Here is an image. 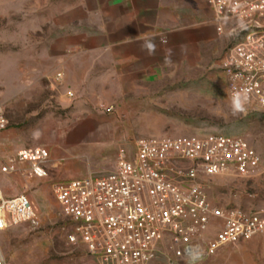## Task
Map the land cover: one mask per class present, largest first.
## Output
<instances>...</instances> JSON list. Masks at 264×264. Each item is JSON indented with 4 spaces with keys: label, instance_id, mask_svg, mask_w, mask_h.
<instances>
[{
    "label": "built area",
    "instance_id": "2783aa9c",
    "mask_svg": "<svg viewBox=\"0 0 264 264\" xmlns=\"http://www.w3.org/2000/svg\"><path fill=\"white\" fill-rule=\"evenodd\" d=\"M206 3L218 31L235 39L224 60L230 100L240 93L244 107L264 111V0ZM61 78L57 73L55 81ZM7 126L0 106V132ZM50 162L47 147L24 148L0 160V175L46 178ZM263 174V157L242 137L143 138L118 150L110 173L55 181L52 190L67 241L82 244L96 264H161L163 257L166 264H199L264 233V211L220 206L207 182ZM37 213L27 194L6 198L0 188V232ZM0 264H7L1 250Z\"/></svg>",
    "mask_w": 264,
    "mask_h": 264
},
{
    "label": "rangeland",
    "instance_id": "374dc122",
    "mask_svg": "<svg viewBox=\"0 0 264 264\" xmlns=\"http://www.w3.org/2000/svg\"><path fill=\"white\" fill-rule=\"evenodd\" d=\"M60 1L0 0V106L8 119L2 134L11 139L32 138L45 127L52 134L74 114L72 107L57 105L51 97L60 82L52 80L51 85L50 80H42L41 94L34 95L33 80L26 75L29 61L33 63L45 41L56 34L49 8ZM223 40L217 46L221 51L212 59L196 65L163 66L134 80L130 89L113 97L116 99L107 106L92 110L100 119L101 140L58 149L66 160L52 166L48 177L0 175L4 197L27 194L38 210L34 221L0 232V250L7 264H96L82 244L67 241L64 218L52 190V183L64 180L66 167L77 164L75 160L81 162L83 172L106 175L118 150L133 149L139 139L211 133L246 139L264 160V111L244 107V112L233 113L224 60L235 39L225 35ZM3 152L0 156L15 154L9 146ZM207 192L222 207L260 211L264 209V174L250 179L217 176L207 182ZM166 262L163 257L161 264ZM199 264H264V242L249 240L226 246Z\"/></svg>",
    "mask_w": 264,
    "mask_h": 264
},
{
    "label": "crops",
    "instance_id": "0c3cea01",
    "mask_svg": "<svg viewBox=\"0 0 264 264\" xmlns=\"http://www.w3.org/2000/svg\"><path fill=\"white\" fill-rule=\"evenodd\" d=\"M49 14L56 34L45 41L36 60L29 61L26 75L33 80L31 91L40 95L42 80L54 85L52 80L55 83L56 74L61 73V84L51 97L57 105L72 107L74 114L52 134L45 127L32 138L19 140L0 132V154L5 146L16 154L48 144L49 175L52 166L66 160L58 149L101 140L100 119L92 110L107 106L130 89L134 80L163 66L196 65L212 59L221 51L217 46L223 37L229 36L218 31L206 0H61L49 8ZM8 157L0 156V160ZM75 161L66 167L64 180L94 173L83 172L81 162ZM251 240L261 244L264 236L258 234Z\"/></svg>",
    "mask_w": 264,
    "mask_h": 264
},
{
    "label": "clouds",
    "instance_id": "9594fccd",
    "mask_svg": "<svg viewBox=\"0 0 264 264\" xmlns=\"http://www.w3.org/2000/svg\"><path fill=\"white\" fill-rule=\"evenodd\" d=\"M245 101H246V95L243 97L241 96L240 93H236L233 95V97H232V108H233L234 114L245 111V108H244Z\"/></svg>",
    "mask_w": 264,
    "mask_h": 264
}]
</instances>
